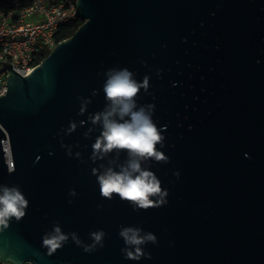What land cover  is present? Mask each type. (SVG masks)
<instances>
[{
	"label": "water",
	"instance_id": "1",
	"mask_svg": "<svg viewBox=\"0 0 264 264\" xmlns=\"http://www.w3.org/2000/svg\"><path fill=\"white\" fill-rule=\"evenodd\" d=\"M77 6L84 24L30 75L10 68L0 97V140H10L16 169L8 173L0 150V184L19 185L29 200L26 216L0 231L1 261L264 264V0ZM111 68H128L138 81L149 77V92L141 89L137 103L154 104L153 120L166 126L169 162L152 161L149 169L169 192L163 206L134 210L118 196L102 198L92 174L115 155L93 162L99 126L84 136L93 127L88 114L105 107L102 73ZM79 97L92 100L83 115ZM70 121L78 126L65 134ZM61 141L72 146L71 157ZM54 221L86 244L102 229L104 246L85 253L69 238L48 256L42 236ZM128 226L155 234L158 243L144 246L150 259H125L118 233Z\"/></svg>",
	"mask_w": 264,
	"mask_h": 264
},
{
	"label": "clouds",
	"instance_id": "2",
	"mask_svg": "<svg viewBox=\"0 0 264 264\" xmlns=\"http://www.w3.org/2000/svg\"><path fill=\"white\" fill-rule=\"evenodd\" d=\"M102 75L106 77L103 84L106 104L102 111L88 114L87 121L93 127H89L84 133L88 137L96 126L100 128L99 135L91 145L90 159L93 162L115 154L114 158L108 159L107 165L100 164L99 168L92 169V174L97 177L100 195L108 200L113 199L114 195L118 196L120 200L131 204L134 210L163 206L168 202L166 198L169 192L162 188L161 180L149 169L152 161L165 164L169 162V157L162 151L165 147L163 133L166 126L158 127L153 120L154 104L137 103L141 89L146 94L149 92V77L145 75L142 81H138L136 74L128 68H111ZM98 91L94 89L91 95H98ZM78 99V115H83L92 100L82 97ZM85 123L83 120L79 122L80 126ZM77 126L75 121H70L69 127L62 128L61 131L71 134ZM61 146L67 148L68 156L73 155L71 145H65L61 141ZM0 150L3 152L8 173H14L16 169L9 139L0 140ZM121 153H126L123 163L120 162ZM75 156L79 158L81 153L76 152ZM174 175L179 178L180 174L176 172ZM69 195L76 196L75 190H70ZM71 202L70 200L69 203ZM28 207L29 200L19 185L0 184V231L9 228L13 219L19 222L24 218ZM118 234L125 244L121 252L128 260L139 261L145 257L150 259L151 254L144 251V246L158 243L155 234L145 233L139 227H122ZM89 235L92 243L86 244L76 232L65 233L59 222L54 221L52 230L42 236V247L51 256L67 244L69 238L82 247L85 253H92L97 247L104 246L106 233L102 229L92 231Z\"/></svg>",
	"mask_w": 264,
	"mask_h": 264
},
{
	"label": "built area",
	"instance_id": "3",
	"mask_svg": "<svg viewBox=\"0 0 264 264\" xmlns=\"http://www.w3.org/2000/svg\"><path fill=\"white\" fill-rule=\"evenodd\" d=\"M80 18L77 0H16L0 6V97L9 90L10 68L26 77L56 48L62 24ZM0 264H16L1 261ZM22 264H33L24 262Z\"/></svg>",
	"mask_w": 264,
	"mask_h": 264
},
{
	"label": "trees",
	"instance_id": "4",
	"mask_svg": "<svg viewBox=\"0 0 264 264\" xmlns=\"http://www.w3.org/2000/svg\"><path fill=\"white\" fill-rule=\"evenodd\" d=\"M15 1L16 0H0V6H11ZM84 22L83 19L79 18L76 21L62 24L56 34L57 41L62 42L71 38ZM48 55L49 51L45 52L41 60H44Z\"/></svg>",
	"mask_w": 264,
	"mask_h": 264
},
{
	"label": "bare ground",
	"instance_id": "5",
	"mask_svg": "<svg viewBox=\"0 0 264 264\" xmlns=\"http://www.w3.org/2000/svg\"><path fill=\"white\" fill-rule=\"evenodd\" d=\"M63 42V41H62ZM50 54V53H49ZM0 257H1V254H0Z\"/></svg>",
	"mask_w": 264,
	"mask_h": 264
}]
</instances>
